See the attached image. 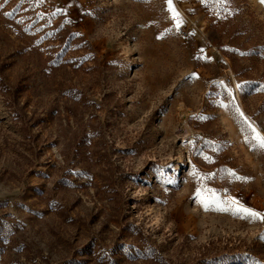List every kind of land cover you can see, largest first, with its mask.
Wrapping results in <instances>:
<instances>
[{
  "label": "rangeland",
  "instance_id": "1",
  "mask_svg": "<svg viewBox=\"0 0 264 264\" xmlns=\"http://www.w3.org/2000/svg\"><path fill=\"white\" fill-rule=\"evenodd\" d=\"M172 8L0 0V264H264V3Z\"/></svg>",
  "mask_w": 264,
  "mask_h": 264
},
{
  "label": "snow or ice",
  "instance_id": "2",
  "mask_svg": "<svg viewBox=\"0 0 264 264\" xmlns=\"http://www.w3.org/2000/svg\"><path fill=\"white\" fill-rule=\"evenodd\" d=\"M261 3H264V0H261ZM167 4H168V9L169 11L173 12V15H178V13H175L173 8H172V0H167ZM180 22H177V27H179ZM222 83V82H221ZM237 88H242L243 85L242 84H237L236 85ZM229 94L231 93V90L229 89ZM251 127V126H250ZM254 136L253 139L257 141L258 145L262 148H264V137H262L257 131L256 129H252ZM238 179H243V178H239ZM230 204L234 207V211L236 214L240 215L241 218H245V219H251V220H264V214L253 210L251 208H248L246 206L240 205L238 203V201L232 199L230 200Z\"/></svg>",
  "mask_w": 264,
  "mask_h": 264
},
{
  "label": "built area",
  "instance_id": "3",
  "mask_svg": "<svg viewBox=\"0 0 264 264\" xmlns=\"http://www.w3.org/2000/svg\"><path fill=\"white\" fill-rule=\"evenodd\" d=\"M180 32L184 33V28H180ZM230 78V77H229Z\"/></svg>",
  "mask_w": 264,
  "mask_h": 264
}]
</instances>
